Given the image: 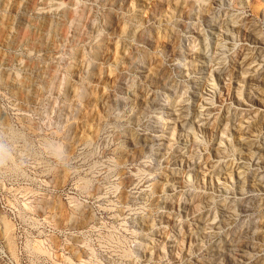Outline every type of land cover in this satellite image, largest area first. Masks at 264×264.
Returning <instances> with one entry per match:
<instances>
[{
    "label": "rangeland",
    "instance_id": "374dc122",
    "mask_svg": "<svg viewBox=\"0 0 264 264\" xmlns=\"http://www.w3.org/2000/svg\"><path fill=\"white\" fill-rule=\"evenodd\" d=\"M0 264H264V0H0Z\"/></svg>",
    "mask_w": 264,
    "mask_h": 264
},
{
    "label": "bare ground",
    "instance_id": "6f19581e",
    "mask_svg": "<svg viewBox=\"0 0 264 264\" xmlns=\"http://www.w3.org/2000/svg\"><path fill=\"white\" fill-rule=\"evenodd\" d=\"M174 10V9H173ZM166 18V17H165Z\"/></svg>",
    "mask_w": 264,
    "mask_h": 264
}]
</instances>
